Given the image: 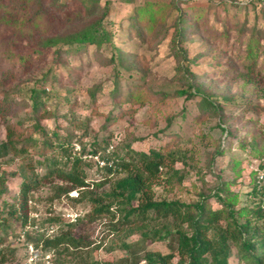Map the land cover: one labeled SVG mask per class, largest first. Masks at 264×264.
Listing matches in <instances>:
<instances>
[{
  "label": "rangeland",
  "instance_id": "rangeland-1",
  "mask_svg": "<svg viewBox=\"0 0 264 264\" xmlns=\"http://www.w3.org/2000/svg\"><path fill=\"white\" fill-rule=\"evenodd\" d=\"M61 1L72 16L81 11L78 20L87 22L83 18L87 10L82 8V0ZM92 1V7L107 5L102 25L109 31L111 40L97 46L87 43L80 51L62 54L58 63L52 61L51 53L57 45L44 50L43 55L47 56H42L45 59L41 65L22 74L16 79L22 80L19 86L9 89L17 114L29 110L31 87L53 93L45 106L49 117L42 116L40 124L48 133L55 130L67 136L70 155H65L59 147L53 155L67 163L79 157L85 179L90 183L105 175L104 165L114 168L116 155H124L126 149L147 152L151 148H179L189 156L187 164L167 161L168 166L159 168L151 185L155 199L177 198L188 202L197 199L198 192L213 191L215 185L225 182L227 190L238 199L236 207L249 203L253 198L251 188L264 182V168L260 167L264 161L252 155L247 147L249 129H264V0H146L152 3L146 10L140 9L145 7L144 0ZM138 9L139 13H145L134 32H129L125 28L128 16ZM188 13L186 22L195 19V25L186 29L183 40H178L176 24L180 15ZM77 26L67 27L65 31H74ZM5 27L0 22V34ZM225 29L229 30V41L222 42L219 32ZM179 49L186 54L184 63L189 61V70L202 76L199 80L214 93L211 96L222 106L221 117L207 111L197 117L201 113L197 107L199 95L189 98L178 94L185 87L179 82L176 69L175 51ZM119 52L124 55L122 59L117 56ZM252 62L254 70L246 72L243 66ZM46 72L48 77L41 83ZM138 82L148 89L150 97L131 105L123 97L129 94V84ZM109 112H113L114 118L106 124L105 131L101 130ZM17 114L9 117L8 122L0 120V144L5 139L6 125L15 123ZM86 116L90 121L84 134L78 121ZM219 122L231 132L228 139L226 130L216 127ZM96 135L100 148L108 142L104 156L110 159L101 156L103 151L82 152V145ZM103 135L107 141H102ZM245 136L243 149L240 143ZM219 140L224 151L208 169L207 157ZM27 155L41 160L38 146L28 147ZM24 159L11 152L0 153V189H4L0 213L5 211L3 203L20 208V217L10 218L7 233L0 230V249L4 251L0 264H146L143 259L146 252L165 254L175 244L168 239L141 241L138 234L126 235L122 227L112 229L119 222L118 212L114 218L101 213L87 219L90 203L71 200L78 194L77 190L58 197L56 185L61 180L39 179L43 169L38 163L31 165L33 173L37 172L38 184L21 208L19 184ZM170 168L181 170L180 182L171 177ZM112 174L108 175L112 181L124 175L123 172ZM110 184L94 192L105 197ZM108 201L103 198L104 204ZM209 201L216 206L213 198ZM77 218L83 220L76 221ZM63 232L79 238L77 246L67 242L54 247L44 245L46 238ZM229 261L235 264L233 256ZM177 262L175 256L169 264Z\"/></svg>",
  "mask_w": 264,
  "mask_h": 264
},
{
  "label": "trees",
  "instance_id": "trees-1",
  "mask_svg": "<svg viewBox=\"0 0 264 264\" xmlns=\"http://www.w3.org/2000/svg\"><path fill=\"white\" fill-rule=\"evenodd\" d=\"M92 3V0L81 1L82 8L87 10V14L83 15L87 22L81 23L82 21L78 20L81 11L76 16L74 15L75 17L72 16L65 2L61 0H50L49 2L45 0H0V22L6 25L1 29L0 34L1 122H8L9 117L13 115L16 117L17 109H15L14 99L9 91L19 86L22 80L16 79L22 74L29 73L38 64L41 65L47 56L43 55L44 50L57 45L51 53L52 61L58 63L62 54L80 51L87 43L97 46L104 41L111 40L109 31L102 25V20L107 14V5L101 7L96 4L92 7ZM151 4V1L144 0L143 6L145 7L140 9L146 10L147 5ZM139 12V9L135 10L128 16L129 23L125 28H128L129 32L132 30L134 32L142 20L145 12ZM188 16L190 13L179 16L175 32L178 40H183L186 29L188 27L191 29L195 25V19L186 22ZM75 26L77 27L74 31H65L67 27ZM219 35L222 42L229 41L228 29L220 31ZM63 45L68 48L62 49ZM175 52L178 80L185 85L177 91L178 94L189 98L199 95L197 107L201 113L197 117L206 111L210 115L221 117L222 106L215 101L216 98L211 96L214 93L199 80L202 76L189 70V61L184 63L186 59L184 50L179 49ZM117 56L122 59L124 55L119 52ZM124 67L128 68L127 65ZM243 68L251 73L254 70L253 62L246 63ZM128 76L130 78V75ZM46 77H48V72L43 74L41 83H44ZM116 88L115 86L113 91H116ZM129 90V94L123 97V100L131 105L142 102L145 97H150L148 89L142 87L140 82L130 83ZM51 95L53 93H48L42 88L31 87L27 101L30 106L29 110L18 113L15 123L6 125L5 139L0 144V153L11 152L15 157L25 158L23 171L20 174L22 181L19 184L21 208L25 206L33 187L38 184L37 172L33 173V167H31L32 163H38L43 169L39 179L53 177L61 180V183L56 185L58 197L77 190L78 194L70 199L76 202L87 200L90 203V210L85 216L87 219H94L101 213H109L114 218L118 212L119 222L114 224L112 229L117 230L122 227L126 230V235L138 234L141 241L168 239L175 243L165 254L146 252L143 255L146 264H169L175 256L178 257L176 264H230L229 260L232 256L235 258V264H264V182L262 185H255L251 188L250 193L253 198L249 203L240 207H236L238 199L235 193L227 190L228 183L225 182L215 185L213 191L198 192V198L188 202L177 198L155 199L151 185L159 173V168L168 166L167 161L173 163L181 161L187 164L189 157L179 148L164 150L160 147L151 148L147 152L126 149L124 155H116L113 161L114 168L110 164L104 165L105 175L99 181L90 183L85 179V173L80 167L82 160L79 157L76 156L71 163H67L62 158L53 155L55 148L59 147L61 152L69 156L70 141L65 134L60 135L55 130L48 133L40 124L42 116L49 117L45 106ZM113 118V112H109L104 119V124L100 127L101 130L105 131L106 124ZM89 121L88 116L78 121L79 126L84 129V134L87 133ZM216 127L220 131L226 130V139L231 136L229 129L224 128L221 122L217 123ZM249 130H251V136L247 141V147L252 155L264 161V129L262 131H254L253 128ZM97 136L82 145V152L95 154L103 151L101 156L105 160L110 159L109 156H104L108 142L100 148ZM102 141H107L105 135ZM245 142L246 136L240 143L243 149H245ZM35 146L39 147L41 160H33V157L27 155L28 147ZM126 147L128 148L129 144H126ZM223 151L219 140L214 151L207 157L206 167L208 169ZM263 165L264 163L260 167L264 168ZM171 170V177L180 182L183 178L181 170ZM112 172L114 173L112 175L120 174V172L124 175L112 181L108 178L109 173ZM253 175L254 179L255 173ZM108 183H112L111 188L104 193V196L109 201L104 204L103 198L105 197L94 191ZM3 191L4 189H0V196L3 195ZM212 198L216 203L215 207L209 201ZM3 205L5 211L0 213V230L7 233L10 218L14 219L15 216H19L20 208L17 209L13 203L10 205L3 203ZM23 217V222H25L26 216ZM82 220V218H77L76 221L81 222ZM72 225L74 224H70ZM62 242L77 246L80 239L72 236L71 233L63 232L46 238L44 245L54 247ZM3 256L4 251L0 249V263L3 261Z\"/></svg>",
  "mask_w": 264,
  "mask_h": 264
},
{
  "label": "built area",
  "instance_id": "built-area-1",
  "mask_svg": "<svg viewBox=\"0 0 264 264\" xmlns=\"http://www.w3.org/2000/svg\"><path fill=\"white\" fill-rule=\"evenodd\" d=\"M260 176V175H259Z\"/></svg>",
  "mask_w": 264,
  "mask_h": 264
}]
</instances>
